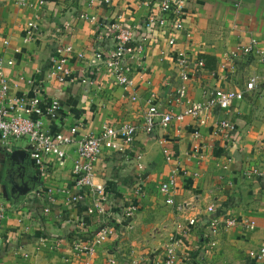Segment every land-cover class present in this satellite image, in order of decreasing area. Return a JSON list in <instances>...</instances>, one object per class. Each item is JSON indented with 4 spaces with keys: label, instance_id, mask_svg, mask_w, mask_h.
Returning <instances> with one entry per match:
<instances>
[{
    "label": "crops",
    "instance_id": "obj_1",
    "mask_svg": "<svg viewBox=\"0 0 264 264\" xmlns=\"http://www.w3.org/2000/svg\"><path fill=\"white\" fill-rule=\"evenodd\" d=\"M38 1L19 6L15 0H0V60L9 87L7 105L17 97L36 96L40 107L58 100L62 110L55 119H45L46 127L52 133H66L80 125L76 139L98 133L104 125L127 123L137 131L133 146L124 152L106 150L95 165V182L103 183L109 194L106 208L114 229L91 258L73 250L81 239L80 223L96 230L101 221L86 214L89 201L77 206L69 202L76 191L72 175L76 144L64 148L63 164L50 156L42 170L33 164L25 139L0 144V197L6 212L0 264H133L141 259L143 264H161L165 246L192 217L199 221L182 235L175 264H264L249 256L264 248V177L250 174L254 169L264 172V58L257 52L234 60L228 56L251 42H256V51L264 52V0H172L182 12L183 30L154 25L147 32L142 52L128 61L133 82L129 90L116 84L101 66L94 69L74 58L68 64L74 81L57 83L48 75L53 50L69 44L87 57L93 48L111 50L116 40L112 34L100 36L98 28L117 22L142 35L149 14L159 17L160 0H111L108 5L100 0L91 4L43 0V5ZM79 14L95 17V25L78 20ZM29 22L39 26L35 37L25 40ZM169 39H174L173 47ZM178 51L193 64H204L199 71L191 66L184 84L175 64ZM252 77L255 87L246 90ZM82 78H90L91 83L81 84ZM182 85L186 97L179 100L176 91ZM213 89L240 91L243 98L229 111L217 107L208 111L206 94ZM150 103L160 113L181 115L182 120L164 128L157 120L152 131L145 132L143 115ZM191 107L202 111L205 125L183 115ZM222 120L231 122L236 131L227 136L218 129ZM165 148L172 158L169 162L164 159ZM136 153L142 155L140 197L131 188L138 182ZM174 172V204L167 205L159 186ZM48 194L50 204L45 202ZM135 203V216L121 220L122 209ZM211 205L215 210L208 214ZM46 206L48 213L43 212ZM212 217L220 222L214 235L202 225L203 218ZM228 219L235 225L228 226ZM247 221L255 223L254 229L243 226Z\"/></svg>",
    "mask_w": 264,
    "mask_h": 264
},
{
    "label": "built area",
    "instance_id": "obj_2",
    "mask_svg": "<svg viewBox=\"0 0 264 264\" xmlns=\"http://www.w3.org/2000/svg\"><path fill=\"white\" fill-rule=\"evenodd\" d=\"M88 3H92L94 0H87ZM103 4H110L111 0H100ZM28 0H15V4L22 6L27 4ZM39 5H43L44 1L37 2ZM31 5V4H30ZM159 17H155L153 14H149L146 21L143 24L145 33L142 35H136L135 31L131 28L125 27L120 23H113L106 28L99 27L97 32H101L100 36H108L112 34L116 40V45L111 50H102L99 47L93 48L90 52V56L87 57L84 52H80L72 45H57L55 46L50 60L48 75L54 77L57 83H71L74 81V76L69 68L68 64L74 58L79 62L86 61L88 65L94 69L101 66L112 80L121 86L124 90H129L132 87V79L129 76L130 67L128 61L136 58L140 54L148 41L147 32L153 31L154 25L157 28L165 29L169 28L170 31H181L182 26V12L175 5L172 0H160L159 1ZM78 20H86L96 23V18L88 16L86 14H79ZM37 22H29L26 26L25 40L33 39L38 30ZM69 26V23L66 25ZM106 29V30H105ZM7 44V42H4ZM168 45L173 47L175 45L174 39H169ZM256 42H251L245 46H238L231 51L228 56L231 60L239 57H247L257 52L262 58H264V52L256 51ZM8 66L12 65L11 61L6 63ZM176 68L178 70V77L184 84L190 77V67L193 66L199 71L203 68L204 64L199 61L193 64L184 52H176L175 58ZM4 64L0 60V102L3 104L0 107V144L2 146H8L11 141H18L25 139L29 146V156L33 161V164L42 170L46 166V161L50 156H54L59 165L63 164L66 156L65 147L75 143L76 153L72 166V175L74 178L75 193L70 197L69 202L72 205L85 204L86 200L89 201L86 208V214L89 216H98L101 221L99 222V228L96 230H87L84 223H80L81 227L77 234L81 236V239L75 241L73 250L77 255L91 258L96 248L99 247L109 236L113 233L114 219L110 212L107 210L106 205L108 203L109 194L103 183H96L95 165L99 161L101 155L107 150L115 149L117 152H124L126 148L133 146L136 136V127L123 123L117 126L104 125L98 133H89L80 139H76V134L80 125L69 127L67 132H54L52 133L46 127L45 119H55L62 110V106L58 100H51L45 104L39 106L40 100L36 96L27 100L22 97L12 99V103H9L8 98V83L4 74ZM192 69V68H191ZM91 83L90 78H82L81 84L89 85ZM256 78L252 77L246 84V90H252L255 87ZM185 86L182 85L177 91V98L184 99L186 96ZM205 108L209 111L212 108H219L221 110L229 111L235 101H240L243 98L242 92L233 90L213 89L206 94ZM132 100L135 97L132 96ZM6 102V103H5ZM202 111L197 107H191L186 109L183 115L190 116L198 126H203L206 123V117L201 115ZM157 120L160 121V125L164 128L167 127L173 120L181 121V115L173 116L170 112L160 113L154 104H149L147 111L143 115V130L145 132H151L154 128ZM218 129L225 130L226 135H230L231 132L236 131L235 126L228 120H222L218 123ZM194 137H199L198 132L194 133ZM116 141L120 142L118 146L115 145ZM162 144V142H160ZM165 161L172 160L169 155L168 149L162 150ZM142 155L136 153L134 155L136 168L138 170L137 180L132 188V193L135 197H140L143 194V166L141 164ZM184 174V173H183ZM252 176L264 177V172L256 169L250 172ZM177 174L174 172L167 181L163 182L159 187V191L166 197L165 203L167 205H173L174 200L172 197L174 186L176 183ZM46 203L52 202V197L48 194L46 197ZM47 204V205H49ZM183 206H178L181 210ZM137 204L127 205L122 209L120 213L121 220H130L137 213ZM215 208L213 205L207 208V213L211 214ZM44 213L49 212V208L46 206L43 210ZM6 217L5 206L2 198L0 197V255L5 251L6 241L2 234V226ZM120 220V221H121ZM199 219L192 217L188 220L187 227L197 224ZM111 222L113 224H111ZM119 223V221H117ZM228 226H234L235 221L232 219L226 220ZM202 225H204L208 232L212 235L217 233L220 228V222L218 217H212L210 219L203 218ZM247 229H254L255 223L252 221L244 222ZM187 227L179 226V236H174L169 240V243L165 246L163 251V259L161 264H175L177 259V251L182 245L181 237L187 231ZM250 258L256 262H264V248L259 249L257 252H250ZM24 258L29 257L27 254L23 255ZM115 264L114 261L110 262ZM143 260L134 261L133 264H143ZM85 264H89V261H85ZM159 264V263H157Z\"/></svg>",
    "mask_w": 264,
    "mask_h": 264
},
{
    "label": "water",
    "instance_id": "obj_3",
    "mask_svg": "<svg viewBox=\"0 0 264 264\" xmlns=\"http://www.w3.org/2000/svg\"><path fill=\"white\" fill-rule=\"evenodd\" d=\"M26 191V190H25ZM29 191H26V192H24L25 194H27Z\"/></svg>",
    "mask_w": 264,
    "mask_h": 264
},
{
    "label": "trees",
    "instance_id": "obj_4",
    "mask_svg": "<svg viewBox=\"0 0 264 264\" xmlns=\"http://www.w3.org/2000/svg\"><path fill=\"white\" fill-rule=\"evenodd\" d=\"M111 224H112V222H111Z\"/></svg>",
    "mask_w": 264,
    "mask_h": 264
}]
</instances>
